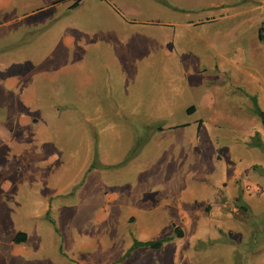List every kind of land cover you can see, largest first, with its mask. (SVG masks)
<instances>
[{"label":"rangeland","instance_id":"obj_1","mask_svg":"<svg viewBox=\"0 0 264 264\" xmlns=\"http://www.w3.org/2000/svg\"><path fill=\"white\" fill-rule=\"evenodd\" d=\"M151 1L105 0L100 2L99 0H81L77 9L65 12L66 0H48L56 6L52 10H47V18L44 22L52 21V24L38 34L39 28L32 29L33 24L28 26L30 28H23L32 20L29 18L34 7L32 0H0V8L5 9L0 12V32L9 30L11 32L5 36V40L2 41L1 39L0 48L5 46L7 37H10L13 43L15 40L21 41V48H30V51L24 54L25 63L21 64V71H27V69L38 66L42 62L52 67L59 64L64 65L65 61L62 62L60 57L65 47L64 38L77 32L76 25L78 23L116 20L121 14L127 13L112 12V7L119 9L129 5L139 7L143 2L149 4ZM156 1L159 3V22L180 24L204 19L206 14L203 10L204 3L215 2L214 0ZM219 1L225 4L228 1V5L232 4L233 9H239L237 7L243 5L258 6L257 3L261 4L263 0H253V3L247 0ZM8 2L11 3L7 4ZM55 16L56 19L53 20ZM136 18L138 20L145 18L155 20V15L148 12L146 15L141 14ZM19 21L20 26L17 25ZM234 23L235 19L206 31L198 30L199 37L187 34L186 29L168 28L164 27L167 25H161L159 26L161 33L176 31L178 34L181 33L180 38L172 39L169 35L166 36L162 33L159 37V45L156 49L151 50L152 54H149L146 60L136 61L135 66L137 68L143 66L145 62L147 63L148 75L143 88L147 89L148 99L151 100V95L153 91L157 90L159 82H164L166 79L167 83L172 85L178 82L177 78L172 79L158 75L159 64L163 61L161 56L154 53L158 51L160 54L169 51L174 54H186L187 51H195V60H201L199 62L200 67L210 69L208 70L209 74L213 76L212 90L221 97L217 105H220L224 118H218L215 123H207L206 125L203 122L204 116L208 119L219 109L206 113L200 108H198V112L196 108H193L188 115L194 116H187L184 108H174L175 111L171 117H167L165 111L162 112V121L164 122L159 124V127L177 129L175 132L177 138L172 139L169 136L171 130H164L162 134H159V143H157L159 151L146 153L145 150L142 157V163L145 162L151 166L154 161H157L154 154H159V176L161 177V181H159L164 184V187L159 185V215H139L140 217L135 219L136 223L134 224H132L134 219L130 220L131 224L128 222L130 215H116V239L119 240L127 233L130 236L129 242L141 240L140 238L144 235H147V241L154 242L174 236L176 228L182 231L183 237L174 238L172 241L164 243L159 250L142 248L131 258L132 264H264V128L261 120L253 113L251 102V98L255 97L258 107L264 112V42L258 41L257 31L252 26H245L236 30L237 26ZM41 27H45V25ZM225 27L229 33L236 30L235 35L229 36L227 39L224 38L222 32ZM79 29L85 35H91L90 29ZM205 38L210 44V48L208 47L207 50H205L207 47H204L203 43ZM87 47L88 49L84 50L83 58L77 63L73 59L71 63H67L68 67H80L85 73L87 69L94 68L97 75L93 81H98L97 91H105L95 93L93 92L94 89L92 91L90 86H86L81 91H84L82 97L76 92L69 91L67 99H62L68 104L67 107L43 110L48 117H68L65 122L59 123L60 131L68 135L77 132L76 117L87 118L91 121L92 116H97L100 121L97 126L100 127V130L108 127L112 129L108 136L110 141H107L101 148L111 153L108 162L121 164L127 156L124 154V145L127 142L126 128L130 125L125 124L123 119L124 111L127 109L106 107L103 103L112 100L123 101L121 93L123 84L120 88L118 87L119 84L115 80L120 77L115 74L117 72L114 69L125 67L120 62V64L114 65L109 61L112 54L105 53V45L96 50L91 43H87ZM69 51L74 55V45L69 44ZM52 52L59 59L49 60ZM164 62L167 60L165 59ZM168 62L171 63V59ZM183 62L186 63L185 60H180V68L186 69L187 67ZM17 75L25 76L27 79V74L20 72ZM4 79L5 77L0 79V126L8 127V123L3 119L13 118L12 103L19 102V100L13 99L14 93L3 91ZM179 80L181 86L187 82L184 78ZM107 81H109V85H107ZM111 89V92H106ZM190 97V95L184 94L179 98L176 96L175 100H177V105L183 107L188 104ZM90 100L94 101L97 107H93ZM155 101L156 98L151 103L155 104ZM150 104L149 106L152 107ZM152 108L148 110L150 111ZM117 111L121 112L119 114L121 116L117 114ZM199 117H201L200 123H198ZM192 123L194 127H192ZM92 126L95 127V124L93 125L91 122L85 124L87 129ZM144 126L142 124L132 125L138 130H142ZM195 127L198 128L195 130ZM186 131H196L197 133L207 131L209 136L210 133L211 136L216 134V144L219 143V149L224 152L223 157L218 158V161L211 155L210 151L206 150V147L203 149L205 152L200 150V143L202 141L204 143V140L198 141V138L195 139L196 148L188 152L189 145H186L182 138L183 132ZM137 134L141 135L139 144L147 142L146 135L144 136L139 132ZM69 138H71V142H76L74 137L69 136ZM75 154L76 151L74 150L73 153L60 160V164L63 162L68 165L70 170L66 180L68 184L71 181L75 184L80 180L77 172L71 173L76 168L77 163L67 159V157H72ZM8 157L17 164L19 162L28 163L26 149H21L15 156L9 155ZM224 159L225 163H223ZM19 174L17 173V175ZM58 176L57 173L56 177ZM3 180L5 178L0 173V182ZM126 180L125 172L122 171L117 172L116 179L111 182L118 186H124ZM187 182L190 184L205 182L204 184L208 186L206 189L208 197L217 199V205H201L199 200L202 202L203 200L197 198L191 205L186 206L187 212L189 209H199L200 211L197 210L195 215H181L179 211L174 210L173 208L179 205L182 208L181 211H184L185 203L181 194L184 192ZM120 190L123 192L120 199L123 201L129 199V192L123 188ZM19 197V205L16 209L9 210V213L0 211V215L11 216L7 223L8 227L6 224L4 225L2 235L7 237L9 233H13L14 229L25 227L27 224L36 225L37 228L45 231L64 228V222L60 219V215H43L44 201H42L41 189L29 187L26 183L19 193ZM154 197V194L141 196V198L148 200ZM69 198L73 203L75 202V196H69ZM65 199L66 197L59 196L54 201L59 202V200ZM170 200H172L170 205L165 206L169 204ZM34 215H38V219L34 220ZM90 215L93 213H86L81 220L77 221V225L72 227L83 231L85 234L97 235L103 225L97 223L96 215L92 219H90ZM69 223L75 224L73 221H69ZM140 226L144 229H140ZM125 240L127 242L128 238ZM95 250L97 249L94 248L93 254H95ZM37 251L27 255L25 259L29 261L39 259L53 261L58 254L60 255V247L51 244H48L40 253ZM88 255L90 257L91 254L88 253ZM69 258H71L70 255L67 259Z\"/></svg>","mask_w":264,"mask_h":264},{"label":"crops","instance_id":"obj_2","mask_svg":"<svg viewBox=\"0 0 264 264\" xmlns=\"http://www.w3.org/2000/svg\"><path fill=\"white\" fill-rule=\"evenodd\" d=\"M32 1L34 7L29 14V18L32 20L23 28L33 24L32 29L39 28L38 34H40L43 29H47V26H51L52 21L47 23L44 21L47 18V10H52L56 5L48 2V0ZM214 1L204 3L203 10L206 12L204 19L188 21L186 24L159 22V3L156 0H152L149 4L143 2L139 7L133 5L122 6L120 9L112 7V12H125L127 14H121L116 20L78 23L76 25L77 32L64 38L65 47L60 57L62 62L65 61V64H59L56 67L42 62L38 66L27 69V71H21L20 66L25 63L24 54H27L30 48H21V41L15 40L13 43L12 39L7 37L5 46L0 48V79L5 77L3 91L14 93L13 99L19 100V102L12 103L13 118L3 119L9 126H0V173L5 178L0 182V211L9 213V210L16 209L20 200L19 193L24 184L28 183L29 187L41 189L42 201H44L43 215H60V219L64 222V228L45 231L37 228L36 225L27 224L25 227L14 229L13 233H9L5 237L4 234V236L2 235V230H4L5 224L8 227L7 223L11 216L0 215V264H132L131 258L142 248L134 250L129 258L123 259L133 242H129L130 236L127 233L119 240L116 239V215H130L128 222L130 223V220L134 219L132 224L136 223L135 219L140 217L139 215H159V185L164 187L159 176V154H154L157 161H154L151 166L145 162L142 163V157L145 150L146 153L159 151V146L157 147L159 134H162L164 130H171L169 136L172 139L177 138L175 134L177 129L167 127V129L161 128L162 130H159V124L164 122L162 121V112L165 111L166 116L171 117L176 108H184L187 116H194L188 115L191 113L189 112L191 110L188 109L196 108L198 112V108H200L206 113L219 109L220 112L217 110L208 119L204 116L203 122L206 125L207 123H215L218 118H224L220 105H217L221 97L212 90L213 76L209 74L208 70L210 69L200 67L199 62L201 60H195V51H187L186 54H174L169 51L160 54L158 51L154 53L161 56L163 61L159 64L158 75L172 79L177 78L178 82L173 85L167 83V79L164 82H159L157 90L153 91L151 95V100L148 99L147 89L143 88L148 75L147 63L145 62L143 66L137 68L135 66L136 61L146 60L147 56L152 54L151 50L156 49L159 45V37L163 33L159 31L161 25H167L164 27L168 28L186 29L187 34L199 37L198 30L206 31L235 19L236 30L245 26H252L257 31L259 42H261L259 40L260 30H262L264 37V0L261 4L257 3L258 6L243 5L237 7L239 9H233L231 7L233 5L230 4L229 6L228 1L226 4L219 0ZM247 1L254 2L253 0ZM80 2L81 0H66L65 12L77 9ZM9 3L11 2L7 4ZM75 3L77 5L72 7ZM3 10L5 9L0 8V12ZM148 12L155 15V20L147 18L138 20L136 18L141 14L146 15ZM55 19L56 16L53 17V20ZM19 23L20 21L17 25ZM39 24L41 25L38 26ZM42 25L45 27H41ZM79 28L90 29L91 35H85ZM236 30L229 33L225 27L222 32L223 37L227 39L229 36L235 35ZM10 33V30L0 32V45L5 40V36ZM164 34L169 35L172 39H178L181 35L176 31L164 32ZM200 41L202 42V40ZM87 43H91L95 50L105 45L107 50H104L105 53L112 54L109 61L114 65L120 62L125 67L114 69L117 72L115 74L120 77L115 82L119 84V88L123 84L121 92L123 101L112 100L103 103L106 107L127 109L123 114L124 123L130 125L126 128L127 142L124 145V154L127 156L121 164L108 162L111 153L104 151L101 146L110 141L108 136L112 129L108 127L100 130V127L97 126L100 124L97 116H92L91 121L87 118L76 117L77 132L68 135L59 129V123L65 122L68 117H48L43 110L67 107L68 104L62 99H67L69 91L76 92L80 97L84 92L81 91L86 86H90L91 90L94 89L92 91L95 93L105 91H97L98 81H93L97 75L94 68L87 69L85 73L80 67H68L67 63H71L73 59L77 63L83 58L84 50L88 49ZM203 43L204 47H207L205 50L210 48L206 38ZM69 44L74 45V55L69 51ZM53 52L48 59H59ZM165 59L167 62H164ZM169 59H171V63L168 62ZM180 60H185L186 63H183L186 65V69L180 68ZM20 72L27 74V79L25 76H18L17 74ZM180 78L186 79L187 82L184 86H181ZM106 83L107 85L110 84L109 81ZM112 89L106 92H111ZM184 94L191 97L188 104L181 107L182 105H177L175 97L179 98ZM155 98V104H152L151 102ZM90 101L93 107H97L94 101ZM149 108L152 109L149 111ZM159 109L161 110L159 111ZM117 114L119 115L121 112L117 111ZM200 120L201 117H199L198 123ZM88 122L95 124V127L92 126L87 129L85 124ZM136 124L145 126L142 130H138L132 127ZM197 128L195 127V130ZM137 132L146 135V143L139 144L141 135H138ZM69 136L74 137L76 142H71ZM182 138L184 143L189 145L188 152L196 148L195 139L198 138V141L204 140V143L203 141L200 143V150L203 152H205L203 149L206 147V150L210 151L217 160L224 155L222 149H219V143L216 144V134L211 136L210 133L209 136L207 131L204 133L186 131L183 132ZM21 149L27 150L28 163L19 162L17 164L8 157L9 155L15 156ZM74 150L76 154L67 157V159L77 163L76 168L71 173L77 172L80 180L75 184L73 181L68 184L66 180L70 170L68 165L63 162H61V166L60 160L73 153ZM223 163H225V159ZM122 171L125 172L126 184L124 186L115 185L111 181L116 179L117 172ZM17 173L22 175H17ZM57 173L59 174L58 177H56ZM187 183L184 192L181 194L185 203L184 211H181L182 208L179 205L174 207V210L179 211L181 215H195L200 210L189 209L187 212L186 206L191 205L197 198L203 200V202L199 200L201 205H217V199L208 197L206 190L208 186L204 184L205 182H200V184ZM120 188L129 192V199L126 201L120 199L121 193H123ZM143 194H147V196L154 194L155 197L151 200L143 199L141 198ZM59 196H64L66 199L59 200V202L54 201ZM69 196H75L74 203ZM171 202L172 200L165 206L170 205ZM86 213H93L90 215V219L96 215L97 223L103 225L97 235L85 234L83 231L72 227L76 226L77 221L81 220ZM38 217V215L33 216L34 220ZM69 221H73L75 224L71 225ZM139 228L144 229L141 226ZM139 236L141 237V235ZM16 238L20 241H15ZM126 238H128L127 242ZM140 239L136 241L146 242L147 235ZM48 244L60 247V255L58 254L53 261L44 259L29 261L25 259L27 255H31L37 250V253H40ZM94 248L97 249L95 254H93ZM88 253L91 254L90 257ZM68 255L71 258L67 259Z\"/></svg>","mask_w":264,"mask_h":264},{"label":"trees","instance_id":"obj_3","mask_svg":"<svg viewBox=\"0 0 264 264\" xmlns=\"http://www.w3.org/2000/svg\"><path fill=\"white\" fill-rule=\"evenodd\" d=\"M76 5H77V3H75L72 7H75ZM259 40L261 42H264V37L262 35V30L259 31ZM251 102H252V106H253V113L259 118V120H261L262 126L264 128V112L258 107L257 100H256L255 97L251 98ZM188 110H193V109L190 108ZM159 130L161 131L162 129L159 127ZM182 237H183L182 231L180 229L176 228L174 236H171V237H166V238H163L161 240L154 241V242H152V241H146V242L134 241L132 246L125 253L123 259L129 258L131 253L134 250H136V249H139V248H150L152 250H159V249L162 248L164 243L170 242L174 238H178L179 239V238H182ZM15 241H20V240H18L16 238Z\"/></svg>","mask_w":264,"mask_h":264}]
</instances>
